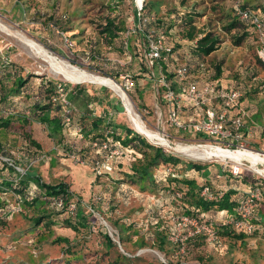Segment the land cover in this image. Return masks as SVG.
I'll list each match as a JSON object with an SVG mask.
<instances>
[{
	"label": "rangeland",
	"instance_id": "rangeland-1",
	"mask_svg": "<svg viewBox=\"0 0 264 264\" xmlns=\"http://www.w3.org/2000/svg\"><path fill=\"white\" fill-rule=\"evenodd\" d=\"M114 2H117L113 5L116 6L114 16L126 21L127 27H130V18L135 10L133 0H0V57L3 59H0V63L7 60L14 64V70L22 76H33L29 85L32 90L41 84L40 79L43 82L49 80L55 86L61 84L66 91L75 86H85L90 92L100 90L103 100L95 106V114L105 115L115 124L137 133L129 122L125 102L118 93L99 84L65 80L52 71L44 57L33 52L22 41L31 40L49 56L57 58L58 62L89 75L110 79L117 87L119 73H132L139 82L135 84L137 89L126 92L125 96L132 113L138 116L145 128L164 136L170 142L173 148L170 151L174 156L204 168L205 172H188V178L195 179L201 185L209 180L214 188L217 186L226 190L234 181L224 177L227 176V167L223 168V162L217 158L224 155L230 161H236L234 159L237 156L216 151L209 158L196 159L174 150L177 143L188 144L204 140V137L178 134L168 127L167 108L147 75L141 38L138 37L136 43L138 50L136 47L129 48L130 62L127 63L121 54L108 50L102 43L96 52L90 51L91 41L100 38V25L106 16H110L105 6ZM146 2L152 12L159 10L162 5L158 18L166 29L172 28L168 37L173 36L179 57L186 54L183 51L188 41L182 37L178 25H170L173 24V19H169L171 15L177 18L174 19L176 24L183 17L191 20L186 31L193 29L197 38L209 32L218 38V50L207 57L204 63L206 72L202 76L197 74V68L192 67V73L197 74L196 82L200 79L204 82L211 79L216 72L215 67L220 66L219 81L223 86L236 85L243 88L245 99L240 110L245 113L247 143L253 150L264 151V62L258 55L260 44L258 47L254 43L258 48L248 46L244 41L235 45V37L243 29L238 27L233 32L222 29V16L216 10L217 3L214 0H184V4L181 0ZM259 2L264 4V0H244V5L251 8ZM78 11L83 12L80 19H77L81 16ZM181 11L184 15L176 17ZM87 52L90 54L87 55ZM154 72L157 75V65ZM196 76L202 78L197 79ZM30 103L25 102L19 107L8 106L4 115L14 111L28 114L26 112ZM40 128L33 130V138L39 144L45 132L42 126ZM139 135L151 146H155L146 137ZM74 138L67 136L70 141ZM73 145L82 147L80 142ZM54 146V154L46 149L41 151L25 137L0 130V182L16 178L14 174L7 175L6 167L21 176L30 174V179L39 177L47 185L64 183L72 195L67 202L75 205L73 214L65 210L48 209L43 202L39 209H35L34 206H23L14 189V186L19 188L16 183H13V187L0 189V264H264V238H246L240 243L216 236L218 242H211L200 235L183 242L179 238L173 241L177 232L173 220L181 216L179 199H173L170 192H163L158 185L154 187V196L147 192L139 193L132 183L116 186L118 184L109 176L97 179L91 164L78 162L56 144ZM183 170L182 165L180 171ZM5 174L7 177H2ZM241 178L252 180L257 176L243 171ZM21 190L29 200L31 192L39 193L34 184ZM58 196L66 200L65 196ZM47 215H51V221L57 225L46 227L47 219L44 217ZM210 215L216 220L220 219L221 214L211 212ZM37 218L40 222L35 224ZM219 219L215 224L223 222ZM65 220L74 222L79 231L65 228ZM78 221L85 226H78L75 223ZM105 236L113 247L106 245ZM58 238H66L67 243ZM68 247L70 252L78 250L82 260L70 259L68 262Z\"/></svg>",
	"mask_w": 264,
	"mask_h": 264
},
{
	"label": "trees",
	"instance_id": "trees-1",
	"mask_svg": "<svg viewBox=\"0 0 264 264\" xmlns=\"http://www.w3.org/2000/svg\"><path fill=\"white\" fill-rule=\"evenodd\" d=\"M217 3L215 7L216 10L220 11L222 20V29L228 32H233L238 27H241L243 31L235 37V45H239L241 42L247 43L248 46L253 45V47L258 48L259 42L255 34L252 24L249 22L241 21L234 14V5L236 0H214ZM184 4V0H181ZM106 5V9L110 16H106L104 23L100 25V38L96 41H91V52H96L98 45L102 43L108 50L121 54L125 58L126 63L130 62V49L135 48L138 50L139 47L136 46L138 41L137 35H132L129 39V48L125 50L123 47V37L126 31L127 25L126 21L114 16L115 8L113 5ZM162 6V5H161ZM161 6L159 10L152 12L149 10V3L144 0L142 7V17L147 18L149 26L154 28H163L165 33V41L170 45V52L166 54L167 62L163 65L162 71L166 74L168 81L175 82L174 70L179 66H184L187 69V78L190 80H195V75L203 74L206 72V67L204 68V63L206 58L215 53L218 50V38L212 36V33H205L203 36L196 37L193 33V29L187 30L189 24L192 23L191 20H187L184 17L179 20L176 24L174 18L175 16H170L169 19H173V24L171 26L178 25L181 28L182 37H184L188 42L185 44V49L182 57H179L178 46L174 44L173 36L168 37L171 34V29H166L162 20L158 18ZM241 6L243 8L260 12L264 16V4L259 2L254 7H245L244 0L241 1ZM77 19L82 18L83 12ZM187 14V13H186ZM183 11H181L176 17H182ZM183 19L185 21H183ZM258 46H254L255 44ZM131 46V47H130ZM90 54L87 52V55ZM1 60H3L0 57ZM176 59V60H175ZM125 65V64H124ZM112 66V64H111ZM110 66V67H111ZM192 67L197 68V74H193ZM15 66L9 61H2L0 63V130L5 133H11L17 136L25 137L28 142L40 149L41 145L36 142L33 138V126L41 125L47 132V137L52 141V143L57 145L61 150L66 152L69 157L78 160V162H86L87 164H93L95 161L100 159L101 153L92 147L93 144L107 142L110 146L118 143L122 147L131 151V158L123 161L116 162V168L114 172L109 175L97 176L100 177L109 176V178L115 181L116 186H128L126 183H132L136 185L135 189L139 193L147 192L155 196L154 187L156 185L160 186V189L164 192H170L173 199H179V214L181 216L194 218L203 224L212 223V229L216 236L224 239H228L234 242L243 243L246 238H264V182L259 179L247 180L239 176H232L226 170L225 178L229 181H234L233 183H241L246 191L238 190L235 186H229L226 190L221 188L213 187L212 182L201 185L195 179H190L187 177L188 172H205L201 165L192 164L190 162H183L179 157L172 154L164 153L161 148L151 146L146 142L139 134L134 133L129 128H124L112 122V120L103 115H95L92 109H88V104L95 102L98 103L95 96L90 95L86 92L85 86H75L69 91H66V101L67 106H63L59 103H53L52 98L54 96L56 87L51 81H42L41 84L36 86V90H32L30 85V80L32 79L29 74L25 76L21 75L20 72L14 70ZM214 76L202 82L198 76L196 78L200 79L197 83L199 85L210 81H219L221 76L220 66L215 67ZM119 74L129 75L133 81L138 83L132 73L127 71L121 72ZM109 77V76H107ZM37 78V77H36ZM196 81V80H195ZM221 83V81H219ZM224 89H237L242 93V97L238 101L237 108H240L242 102L244 101L245 92L243 88L236 85L227 86L222 85ZM133 89H137L134 87ZM66 90V89H65ZM74 93L72 94V92ZM25 102H31L28 108V114L22 111H17L14 113L10 112L4 115L6 107H19ZM85 107V108H84ZM5 108V109H2ZM245 128V125H244ZM244 133L245 129H244ZM75 137L72 141L67 139V136ZM74 141V142H73ZM76 141V142H75ZM78 141V142H77ZM81 143L82 147H75L74 144ZM52 145L53 151L51 153H56V147ZM51 147V148H52ZM55 148V149H54ZM184 166V170H181V166ZM173 168V175L167 174L166 169ZM5 171L8 172L7 175L14 174L16 178L14 180H5L0 182V189L3 187H13V183H16L19 188L14 186L23 206H34L35 209L41 207L40 203H44L48 206V209H52L49 203L50 198H58V195H63L66 197L64 200L65 204H68L67 199L71 198L68 187L64 183H59L57 185H47L44 184L39 177L30 179V174L21 176L18 172L12 168L4 167ZM2 172V170H0ZM4 171V172H5ZM3 172V174H4ZM27 173V172H26ZM2 177H7L2 175ZM9 177V176H8ZM130 181V182H129ZM34 184L39 193H32L30 195V200L22 194V190L28 185ZM30 187V186H29ZM204 187L209 189L210 199L202 197L201 191ZM261 190V201L256 210L255 218L251 220L255 229L252 234L238 233L233 230L229 225L224 224L225 218L228 215H233L238 206L248 197V195L256 190ZM179 195V198L177 197ZM41 201V202H40ZM44 212V211H43ZM211 212L214 214H221L220 219L223 221L220 224H215L216 220L210 215ZM227 215V216H226ZM51 215H47L44 219L46 227H52L54 224L51 221ZM35 224L40 222L37 218L34 220ZM64 227L72 231H79V228L69 220L64 221ZM78 226L84 227L85 225L81 222H75ZM61 242H66V238H58ZM161 241L162 238L160 237ZM106 245L111 248L113 247L112 242L107 236L104 237ZM67 252H69L70 262L81 261L80 252L78 250H71L68 247ZM71 259V260H70ZM117 261V260H116Z\"/></svg>",
	"mask_w": 264,
	"mask_h": 264
},
{
	"label": "built area",
	"instance_id": "built-area-1",
	"mask_svg": "<svg viewBox=\"0 0 264 264\" xmlns=\"http://www.w3.org/2000/svg\"><path fill=\"white\" fill-rule=\"evenodd\" d=\"M241 1L236 0L234 14L241 21L252 24L261 46L258 55L264 62V16L260 12L243 8ZM133 3L135 10L130 18L131 26H128L124 33V49L128 50L129 39L132 35L141 38L142 58L147 68V75L154 84L156 94L160 95L161 102L167 108L168 127L173 128L178 134L204 137V140L188 144L177 143L174 150L183 154L182 147H193L199 150H219L223 154L240 153L239 159L236 161H230L223 155L217 159H221L222 167H227V171L232 176H239L243 171H247L264 182V163L259 161L260 157L264 156V151L249 148L247 136L244 133L245 113L236 107L242 93L237 89H224L219 81H210L199 85L195 80L187 78L188 72L184 66L175 68V82L168 81L162 67L167 62L165 56L171 48L165 41L164 29L149 26L147 18L142 17L144 0H133ZM135 22H137L136 25H134ZM156 65L157 75L154 72ZM106 80L110 81V79ZM118 81V88L124 96H126V92L128 93L135 87V82L127 74H119ZM55 87L52 102L67 106L65 88L61 84H57ZM236 110L238 112L235 113ZM165 140L169 143L168 145L154 142L155 147L161 148L164 153L173 155L174 153L170 151L173 149L170 142ZM92 147L101 153L100 159L91 165L95 177L112 174L117 161L131 158V151L118 143L110 146L107 142H101L93 144ZM251 155H257L258 160L254 161ZM166 173L173 175L174 169L167 168ZM200 195L210 199L209 189L204 187ZM177 197L179 198V195ZM260 201L261 190L252 191L238 206L235 213L225 218L224 224L232 227L235 232L252 234L255 227L251 220L255 218ZM49 203L51 208L56 211L65 210L70 214L75 211V205L65 204L64 200L59 197L50 198ZM173 221L176 223L175 230L177 231L176 238L172 239L175 242L177 238L183 242L200 235L207 237V240L211 242H218L212 229V223L203 224L197 219L185 216H177Z\"/></svg>",
	"mask_w": 264,
	"mask_h": 264
},
{
	"label": "bare ground",
	"instance_id": "bare-ground-1",
	"mask_svg": "<svg viewBox=\"0 0 264 264\" xmlns=\"http://www.w3.org/2000/svg\"><path fill=\"white\" fill-rule=\"evenodd\" d=\"M22 42L26 46H28L33 52L44 57L45 61H47L50 64L52 71L56 74L61 75L65 80L72 82V83L88 82L91 84H99L102 86L109 87L111 90L118 93V95L125 102L126 112H127V115L129 116V119H130L129 122H131V125L133 126L134 130H136L137 133L146 137L150 142H153V143L156 142V143L162 144V145H168L169 144L164 138H162V136H160L159 134L154 133V132L148 130L147 128H145V126L143 125L141 120L138 118V116L132 113V111L129 108V105H127L128 103L125 100L124 94L119 90V88L114 83L106 80L105 78H100V77H97L96 75L93 76V75H89L85 72L79 71L73 67H70L68 64L64 65L66 63L62 64L61 62H58L56 60L57 58L55 59V58L49 56L40 47H38L35 42H33L31 40H23ZM178 148L180 149V147H178ZM216 151H219V150L211 149V151H210L208 149H202L201 151H197V149H194L193 147H182L181 148V152H183L185 155H187L189 157H194L196 159L209 158L211 156V154L216 153ZM228 155H231L234 157L237 156L234 160H238L240 153H235V154L228 153ZM251 156L253 157L254 161L258 160L257 155L256 156L251 155ZM225 157H228V156H225ZM259 161L264 163V156L260 157Z\"/></svg>",
	"mask_w": 264,
	"mask_h": 264
},
{
	"label": "crops",
	"instance_id": "crops-1",
	"mask_svg": "<svg viewBox=\"0 0 264 264\" xmlns=\"http://www.w3.org/2000/svg\"><path fill=\"white\" fill-rule=\"evenodd\" d=\"M137 75H139V74H137ZM139 83V82H138ZM70 90V89H69ZM68 90V91H69ZM86 92H88L90 95H92V96H95L96 97V99H97V101H98V103H95V102H92V103H90V104H88V106H87V108L88 109H92V111H93V113L95 114V106H97L102 100H103V95L101 94V91L100 90H94L93 92H90V91H88L87 89H86ZM74 93V91L72 92V94ZM85 108V107H84ZM96 115V114H95ZM105 116V115H104ZM41 125H34L33 126V130L35 129V130H38V129H40L41 130ZM42 129H44L43 128V126H42ZM45 130V129H44ZM44 137V138H43ZM52 141L47 137V132L45 131L44 132V135L42 136V139H41V142H40V145H41V147H40V149L39 150H45L46 149V151H50V150H52L53 151V147H52ZM52 147V148H51ZM52 153V152H51ZM124 160H126V159H123V160H121V161H123L124 162ZM217 177H219V176H217ZM215 180H216V178H215ZM232 186V185H231ZM233 186H235V187H237V189L238 190H241V191H246V189H245V187L241 184V183H239V184H236V183H234L233 184ZM227 216V215H226Z\"/></svg>",
	"mask_w": 264,
	"mask_h": 264
}]
</instances>
